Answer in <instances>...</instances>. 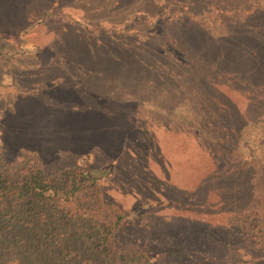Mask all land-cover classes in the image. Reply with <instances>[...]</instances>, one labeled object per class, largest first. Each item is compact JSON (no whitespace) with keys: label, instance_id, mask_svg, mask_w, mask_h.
Returning <instances> with one entry per match:
<instances>
[{"label":"rangeland","instance_id":"obj_1","mask_svg":"<svg viewBox=\"0 0 264 264\" xmlns=\"http://www.w3.org/2000/svg\"><path fill=\"white\" fill-rule=\"evenodd\" d=\"M260 41L264 0H0V179L93 175L154 264H264ZM23 204L0 264H106Z\"/></svg>","mask_w":264,"mask_h":264},{"label":"trees","instance_id":"obj_2","mask_svg":"<svg viewBox=\"0 0 264 264\" xmlns=\"http://www.w3.org/2000/svg\"><path fill=\"white\" fill-rule=\"evenodd\" d=\"M260 42L254 53L256 57L264 52V41ZM85 196L90 199V205L80 204ZM23 203L36 213L40 211L62 219L77 216L88 220L96 230L106 264H154L161 255L153 256L134 243L115 245V234L126 224L129 216L121 207L105 200L96 177L89 173L67 172L64 186L54 184L41 170L30 173L21 182H15L10 176L1 178L0 215L3 216H0V221L8 217L16 219L19 208L25 205Z\"/></svg>","mask_w":264,"mask_h":264}]
</instances>
